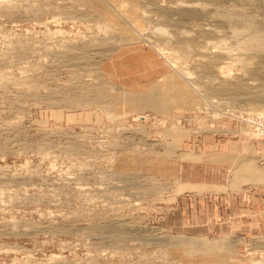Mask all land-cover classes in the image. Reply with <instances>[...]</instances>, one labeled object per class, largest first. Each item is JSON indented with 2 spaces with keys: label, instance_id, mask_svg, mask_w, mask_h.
I'll use <instances>...</instances> for the list:
<instances>
[{
  "label": "rangeland",
  "instance_id": "obj_1",
  "mask_svg": "<svg viewBox=\"0 0 264 264\" xmlns=\"http://www.w3.org/2000/svg\"><path fill=\"white\" fill-rule=\"evenodd\" d=\"M263 10L0 0V264H264L224 186L264 142Z\"/></svg>",
  "mask_w": 264,
  "mask_h": 264
},
{
  "label": "crops",
  "instance_id": "obj_2",
  "mask_svg": "<svg viewBox=\"0 0 264 264\" xmlns=\"http://www.w3.org/2000/svg\"><path fill=\"white\" fill-rule=\"evenodd\" d=\"M230 141L237 143L234 150L238 151V157L233 176L224 181L225 192L229 193L232 204L241 201L244 209L238 216L254 224L255 231L264 238V142L255 139L250 141L253 144H247L240 137Z\"/></svg>",
  "mask_w": 264,
  "mask_h": 264
},
{
  "label": "bare ground",
  "instance_id": "obj_3",
  "mask_svg": "<svg viewBox=\"0 0 264 264\" xmlns=\"http://www.w3.org/2000/svg\"><path fill=\"white\" fill-rule=\"evenodd\" d=\"M264 11V10H263Z\"/></svg>",
  "mask_w": 264,
  "mask_h": 264
}]
</instances>
